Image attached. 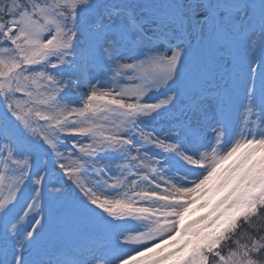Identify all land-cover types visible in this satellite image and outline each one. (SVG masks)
Masks as SVG:
<instances>
[{"label":"snow or ice","instance_id":"obj_1","mask_svg":"<svg viewBox=\"0 0 264 264\" xmlns=\"http://www.w3.org/2000/svg\"><path fill=\"white\" fill-rule=\"evenodd\" d=\"M0 264H264V0H0Z\"/></svg>","mask_w":264,"mask_h":264},{"label":"rangeland","instance_id":"obj_2","mask_svg":"<svg viewBox=\"0 0 264 264\" xmlns=\"http://www.w3.org/2000/svg\"><path fill=\"white\" fill-rule=\"evenodd\" d=\"M5 194H6V192H5ZM197 215H199V213H197ZM130 223L139 225L141 222L140 221L132 220V221H130ZM53 258L55 259V255L53 256Z\"/></svg>","mask_w":264,"mask_h":264}]
</instances>
